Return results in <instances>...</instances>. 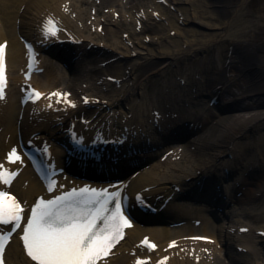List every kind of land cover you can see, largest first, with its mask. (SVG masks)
<instances>
[{"label":"bare ground","instance_id":"1","mask_svg":"<svg viewBox=\"0 0 264 264\" xmlns=\"http://www.w3.org/2000/svg\"><path fill=\"white\" fill-rule=\"evenodd\" d=\"M90 1L94 2V0ZM166 1L169 2L170 6H175L180 15L178 18L168 16L165 18V22L173 26L170 28H176L181 31L187 41L178 40L177 42L172 39L164 32L167 25L162 22V15H160V21H157L146 9V3L143 0H133L132 8L136 11L133 13L132 18L136 23H141V32H151L152 35H155L151 38L150 46L152 48H148L145 47L146 44H143V40L140 39L141 32L137 33L132 30L131 20L119 14L116 19L109 15L99 18L97 27L103 26L102 34L95 32V35L104 39L106 43L101 45L95 42L93 33H91L93 25L89 27L86 25L88 15L87 9L82 5L83 0H0V43L8 42L7 61L10 71V91L12 92L11 94L9 93L5 101L0 102V166L3 167L8 152L19 148L20 138H28V135L39 130V127L33 130L28 124H19L22 97L19 95V100H16V97L18 98L17 94H19L18 84H24L25 80L21 78V75L13 77V70L14 73H23L24 70L22 68L26 65V50L24 49V44L21 43V38L31 41H43L41 26H39L40 20L52 15L58 20L64 31L69 33L67 36L65 33L60 32L58 35L59 39L66 42H68L67 40H72V42L81 40L85 50H87L89 45H92L91 52L88 53L97 55L98 51L103 50L105 57L101 60L95 59L99 64L95 70L98 77L97 81L102 80L105 86L111 77L116 78L122 84L124 90L115 91L114 94H106L95 85L97 81H94V76L87 69H81L79 79H75L68 74L60 75L54 67H51L50 70L53 73H47V78L51 77L50 81L47 82V85L40 86V88L47 93L56 89V87L51 88L52 86L63 87L66 90L63 92L72 93V97L68 104L66 100H58L56 97L52 101L48 100L40 103L35 109L36 114H40L39 116L28 115L31 113L25 109V118L27 120L33 118L32 120L36 122L43 117L48 121V126H52L56 123V118L61 115H56L54 109L62 108L64 110L66 108L67 117L69 118H95L88 126L89 131L84 130L81 132L82 127L80 126L81 130L79 132L85 138L98 135L95 130L97 127L106 131L111 126L113 134L118 137L126 134L132 142L134 139V144L142 143L139 148L144 149V142H148V137L152 136L151 129L155 128L157 132L163 130L160 134L167 132L165 138L171 139V137L181 135L180 133L172 134V131L182 124L179 120L189 121L183 115L185 113L193 115V117L191 116L193 118L192 122L188 124L190 127H185L188 130V134L191 135V146L186 147L185 150L188 153L185 155L187 157L189 154L196 158L185 164L183 160L176 161V159L172 160V157H169L165 160L166 162L159 163V165L135 170L131 174L129 181L130 189L135 192L151 187V191L146 195L150 196L152 200H154L153 198L161 197L158 205L173 196L170 202V210L174 214L172 216L173 221L184 223L181 227L174 229L163 225L145 226L136 222L134 227L127 231L123 243L112 252L111 258L103 264H133L135 258L130 256L131 252L145 253V250L139 244L143 236H151V239L156 242V251L153 253L155 258L156 256L164 257L167 255L170 257L166 264H195L193 262L195 257H199L197 260L200 264H230L231 262L232 264H253L251 261L252 254L257 258L262 253L264 254L262 252L264 251V246H262L261 250L258 248L260 247L258 243L264 244V238L256 235L258 230L264 231V224H259L261 229H257L254 236L249 233L240 234V228L249 227L245 224L240 225L235 234H230V231L233 228L232 226L236 224L234 219L237 217V223L249 220L253 229L256 225L253 222V218H261L258 211L261 209L260 204L264 197V143L258 140V138L264 136L262 133V130H264V54L257 53L255 49H251V37H256L251 36V29L255 27L256 23L246 16L247 0H240V2L233 5L223 0H201L199 3L200 8L203 10L201 16L197 10L191 14L189 8L184 6V3L193 6L194 0ZM103 3L104 5L110 3L111 5L119 6L118 0H105ZM63 4L71 14L77 11L83 14L82 18L86 20L85 30H81L82 28L73 23L68 13L64 11ZM229 7L231 13L229 18H226L228 19L226 21L222 18L225 11L222 12L221 9L225 10ZM142 9H145V11L143 12ZM260 10L264 12V4L260 6ZM98 12H102L100 8ZM181 19L186 25L196 22V24L198 23L212 31L209 34L190 28L184 32L178 24ZM259 20L263 19L258 17L257 24ZM87 28H89V32H86ZM259 28L262 29V26H259ZM124 32L129 33V39L125 40L126 44L124 41L119 40L121 38L119 36H124ZM196 35L207 36L208 39L200 42L199 37L195 38ZM50 42H46V44ZM219 43H225L226 46L217 48L216 55L218 58H215L213 54L215 50L213 49ZM122 45L128 57L132 59L131 62L123 63L120 58L119 50ZM173 47L178 48L174 50ZM169 48L172 49L169 50ZM77 50V44L69 42L64 43L62 46L54 47V51L58 56L64 60L67 58L69 61L78 56L79 52ZM200 51H208L207 53H212L214 57H206L204 67L200 71H195V76L182 74L187 77L191 86L200 87L197 90L200 95L205 96L208 94L207 96L210 98L208 108H199L205 114L213 98L223 99L219 107H214L220 113L219 115L214 113H209L208 115L203 113L193 114L195 109L196 112L198 110L194 105L195 103L199 104L196 99H191L189 104H183V98H179L181 105L179 104L180 106L177 107L169 103L170 101L150 99V95L146 91H148L151 77L164 74L168 64L171 65L188 57H197L195 55ZM161 56H165L169 60L161 62V59L164 58H161ZM111 60H115V62L109 63ZM103 63L109 64L102 67ZM54 72H56L55 75ZM34 77L35 80L38 76ZM180 87V85L176 84L174 86L178 92L181 91ZM174 88L172 92L177 95ZM203 88H205V91L202 90ZM140 91H143L140 94V101L133 103L127 109L123 103L129 102ZM85 100L89 101L88 105L84 104ZM178 100L177 98L175 99L176 102ZM72 105L75 106L73 107ZM148 109H152V114L150 112L143 113L145 111L148 112ZM14 111H18L16 118H14ZM155 111L159 112V117L154 114ZM117 114L119 115L117 116ZM179 116L183 117L179 119ZM64 121L62 120L61 123ZM126 128H128V131H126ZM250 135L254 136L250 137ZM240 137L245 138V140L239 142L238 139ZM249 139H251V142ZM251 144L256 145V147ZM167 145L169 150L173 149L168 142ZM235 148L240 149V151L235 153ZM121 152L120 154L116 153L115 156L121 158ZM228 154L233 155L232 159L224 160L222 157ZM146 155L147 157L150 156L149 154ZM134 158H137V156L132 155L131 159ZM128 160L127 158L123 160L121 158L119 164L122 166L116 165V172L121 173L122 169H127ZM242 160L245 161L243 165H241ZM139 162H144V159H140ZM113 165L111 163L109 166ZM7 167L20 171V176L14 183L12 190L17 193L27 207L33 205L38 196L45 194L40 183L32 177L24 163H16V165ZM220 168H226L230 172L228 180L224 182H222V177L225 175L223 172L218 171ZM240 172H243V174L238 175ZM182 173H184L185 177L190 178V183L183 181ZM117 181L119 180L110 183H116ZM197 182L200 185H197ZM83 183L76 182L77 185ZM181 185L182 187L185 185L181 192L192 188L197 193L202 191L201 197L215 198L218 196L219 198L212 204L217 205L220 203L222 205L221 202L223 203L218 210V215L223 219L220 224H225V219L231 214L230 222H228L230 225L227 227L217 226L208 217H205L204 213L189 210L188 206L191 203L178 201L175 198L180 197L175 188ZM218 185L221 186L222 193L218 192ZM233 194L237 196L231 197ZM228 195H230V201H228ZM245 203L251 204V213L249 210L247 212L243 206ZM207 206L210 209H214L211 205L207 204ZM158 215H161V213ZM142 217L145 219V216L142 215ZM146 218H149V216H146ZM194 218L202 220L199 227L192 224ZM199 232L203 234H195ZM249 235L256 242H245L246 253L236 251L230 263L222 258L221 249L216 250L215 245L217 246L221 243L223 248L234 249L236 244H240L243 238ZM192 236L208 237L213 240L215 245L207 242H194L191 239ZM169 246L173 247L168 249ZM239 246L242 245L240 244ZM165 248L168 249L166 253H164ZM203 248H210V253L206 254L202 250ZM181 249L183 252H180ZM190 253L191 258L189 257ZM6 259L8 264H34L24 255L17 239H14L8 246ZM257 260L255 259V261Z\"/></svg>","mask_w":264,"mask_h":264},{"label":"snow or ice","instance_id":"2","mask_svg":"<svg viewBox=\"0 0 264 264\" xmlns=\"http://www.w3.org/2000/svg\"><path fill=\"white\" fill-rule=\"evenodd\" d=\"M48 25H52V29L46 26V31L54 35L58 29H55L52 21ZM3 55L4 49L0 47V98H3L5 85ZM34 96L39 97L40 93H34ZM9 160L13 163L20 160L15 149ZM14 175L0 171V180L10 186V178H14ZM109 203L112 201H102L99 197L84 200L76 198L74 194L47 201L41 198L30 210V218L21 236L27 255L36 264H98V261L110 255L123 238V229L131 226L123 205L116 203L113 209H109L106 206ZM23 213L21 203L9 192L0 190V225L12 226L7 234L0 232V264H4L6 241L11 239L15 229L20 228ZM150 247L154 248L155 245Z\"/></svg>","mask_w":264,"mask_h":264},{"label":"rangeland","instance_id":"3","mask_svg":"<svg viewBox=\"0 0 264 264\" xmlns=\"http://www.w3.org/2000/svg\"><path fill=\"white\" fill-rule=\"evenodd\" d=\"M104 1L105 0H95L92 3H89L87 1L82 3L83 7H85L87 9V15H88L87 24L85 23L86 20H84L82 18V15H83L82 13H79L77 11V12H75L73 14H69L70 19L73 20L74 24H77L80 28H82L81 30H85V28H86L85 24L88 27L93 25L91 33H93V37L95 38V42L100 43L101 45H104L106 42L104 41V39H101V38H99V37H97L95 35L96 34L95 32H97V34H102V31H100L99 27H97V23H98L97 21L99 20V18H104L107 15H109V16L113 17L114 19H116V18H118V14H119V15L126 16L125 17L126 19L132 20L131 16L134 13V10L132 9L133 0H118L119 6L111 5L110 3L104 5V3H103ZM143 1H144V3H146L145 7H148V11H149L150 14H152V13L154 14L155 9H157V11L160 12L162 14V16H164L165 18H167L168 16H171L173 18L174 17L178 18L179 13L176 11V8L173 7V6L169 7V6L160 5L161 6L160 7L161 9H160V8L156 7L157 6V3H156L157 0H143ZM200 1L201 0H194L193 6H189V4L184 3L185 4L184 6L189 8V12L191 14H193L194 11L197 10V12L200 13V16H201L202 13H203V10L199 6ZM223 1L227 2V3H231L232 5L233 4H237L238 2H240V0H223ZM246 2H247L246 5H248V7H246L247 9L245 10L246 16L248 18H251V20H253L256 24H257V18L258 17L260 19H263V20H259L258 24L257 25L255 24V27L251 29V36H256L255 38L251 37V44H252L251 49H255V51L257 53L264 54V12H262L260 10V6L264 4V0H247ZM116 4H117V2H116ZM99 8L102 11L100 13H98V9ZM115 10H117V11L114 12ZM221 10H222V12L225 11V14L223 13V17L222 18L227 21L228 19H226V18H229L230 13H231L230 9L226 8L225 10H223V8H222ZM143 11H144V9H143ZM113 12H114V14H112ZM96 14H98V15H96ZM227 15H228V17H227ZM154 17L157 19L158 15H154ZM162 22L166 23V25H167V27H166L164 32L167 35H169L170 37H172V39L176 40L177 42H178V40L187 41V39L185 40V38H184L185 36L182 34L181 31L177 30L176 28H170V27H173V26L168 25V22H165V20H163ZM92 23H94L96 25H94ZM194 23H195V25H193ZM194 23L192 24V22H191V23H189V25H186L181 20L178 22L181 30H183L184 32L187 29L194 28L196 30H199V32L204 31V32L209 33V34L211 33V31H212L211 29H207L206 27H203L202 25H200L198 23L196 24V22H194ZM131 24H132V26H131L132 30L133 31L135 30L137 33H140V31L137 29L135 21L132 20ZM259 26H262V29L259 28ZM88 29L89 28L86 29L87 30L86 32H89ZM170 30H172V31H170ZM260 30H262V31H260ZM177 32H178V34H177ZM153 36H155V35H152L151 32L148 33L146 31H144V32L141 33L140 39L143 40V44H146L145 47L152 48L150 46V44H151V38ZM119 37H121V38H119V40L124 41L125 44H126L125 40L129 39L128 33H124V36L120 35ZM198 37H199L200 42H204L206 39H208L207 36L206 37H202L201 35H196L195 36V38H198ZM220 46L222 48H224V46H226V44L225 43H219L213 49V50H215L214 51L215 53H213L215 55V58H218L216 54H217V51H218L217 48L220 47ZM177 48L178 47H173L174 50H176ZM171 49L169 48V50H171ZM119 51H120V58L122 59L123 62H131L132 61V59L128 57V54H127L126 50L123 48V45L121 46ZM207 52L208 51H200V52H197V55H195L197 57H194V56L193 57H188V58H186L184 60H180L178 62H175V63L171 64V65L168 64V67L164 70V72H165L164 74H161V75H158V76L154 75L153 77H151V79L149 80V86H148V89H147L148 91H146L150 95L149 96L150 99H152V100L170 101L169 103L173 104L176 107L181 105L180 100H178L179 98H183V99L185 98L186 102L191 100L193 98V91H192L193 88H192V86L190 84V81H188L187 78L182 73L190 74V76H191V75L195 74V71H200L201 68L204 67V63L206 61L205 58L206 57L212 58V56H213L212 53H207ZM162 57H164V58L161 59L162 60L161 62H165V61L169 60L165 56H161V58ZM54 67L56 69V67H59V66L54 65ZM56 72H58V74H60V75H64V74L66 75L65 72L58 70V68L56 69ZM178 72H179V74H178ZM69 76L72 77V75H70V74H69ZM75 76H76L75 78H78L77 74H75ZM59 77H61V76H59ZM64 77H66V76H64ZM182 79H183V83L181 85L180 83H181ZM36 81L40 85H47V82L49 80L47 79L46 75L44 74L40 78H37ZM175 84L181 86L180 87L181 91L178 92L177 89L174 88ZM173 88L176 90L177 95H175L172 92ZM196 89H200V87H196ZM101 90L103 92H105L106 94H114L115 91H118V92L119 91H123L124 88H122V84L119 83V84H113L112 87H109V88L103 87V88H101ZM141 93H143V91H140V93L135 95L134 98H131L129 100V102H124L123 103L127 107V109L130 108L131 105H133V103H136V102L138 103L140 101L139 98H140V94ZM176 98L178 100L177 102L175 101ZM208 101H209L208 98L198 99L199 105H197V109L200 110L199 108H202V107H206L207 108ZM143 109H146V108H143ZM145 112H143V113L145 114ZM210 112L211 113H216L213 110H210ZM216 114H219V113H216ZM257 132H260V131H257ZM262 133L264 134V130H262ZM252 136H254V135H250V137H252ZM244 140H245V138H243V137H240L238 139L239 142H243ZM258 140H260V141H262L264 143V136L261 137V138H258ZM249 141L251 142V139H249ZM252 146L256 147V145L255 146L252 145ZM175 149H177L178 152H182L183 151L182 157H181L180 160H183L185 162V164L189 163L190 161H192L193 159L196 158V157L195 158L192 157L189 154L186 157L185 154L188 153V152H186L184 147L181 148L180 146H178L177 148L175 147ZM236 151L239 152L240 149L235 148L234 152L236 153ZM232 157H233L232 154L231 155L228 154V155L223 156L222 158L224 160H231ZM178 158H179L178 155H176V156H174V158L172 160L178 159ZM188 159H189V161H188ZM180 160H176V161H180ZM242 161L243 162H241V165L245 164V161L244 160H242ZM196 163H197V160H196ZM157 164L158 163H156V165ZM243 167L245 168V166H243ZM237 172H238V170H237ZM242 174H243V172L238 173V175H242ZM181 176L185 177L184 173H182ZM260 205H261V209H260V211H258V213L260 214L261 218L260 219L253 218V220H254L253 222H255V224H256L255 229H257V227L258 228L261 227L259 225L260 223L264 224V197H263L262 202H261ZM243 206L245 207L247 212L249 210V212L251 213V204L248 205V203H245V204H243ZM188 207L190 209H195L192 206H188ZM230 219H231V216L229 215V218L225 219V224H223L224 226H222V227L230 225L228 223V222H230ZM235 220H238V218H235ZM244 224L245 225H251V222L249 220H246L244 222L236 223V226H234V230L231 231V232L235 233L236 230H237V227H239V225H244ZM249 234H251V233H249ZM252 234H254V233H252ZM247 241H251L252 243L256 242L255 239L251 238V235H249L248 237L243 238L242 242L240 243L242 245V247H244V243L247 242ZM258 244L260 246L258 248L261 250L263 244L262 245H260V243H258ZM218 247L219 248L221 247L220 249H222V254H221L222 258H224L226 260V262H229V263L231 262V259L234 258L235 252L242 249V247L239 246V243L236 244L234 249L222 248V243L218 244ZM245 250H246V247H245ZM203 251L206 252V254H208L210 252L209 250H207L205 248H204ZM239 252H241V251H239ZM262 252H264V251H262ZM252 255L253 256L251 257V261H252L253 264H264V254L263 253L260 256H258V258L254 254H252ZM255 259H258V260L255 261ZM194 263L195 264H200V263H197V262H194ZM230 264H232V262Z\"/></svg>","mask_w":264,"mask_h":264}]
</instances>
